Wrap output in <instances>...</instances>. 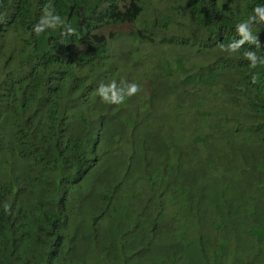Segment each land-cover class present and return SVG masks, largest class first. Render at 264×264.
I'll return each mask as SVG.
<instances>
[{"label": "trees", "instance_id": "obj_1", "mask_svg": "<svg viewBox=\"0 0 264 264\" xmlns=\"http://www.w3.org/2000/svg\"><path fill=\"white\" fill-rule=\"evenodd\" d=\"M158 4L0 0V264H264V0Z\"/></svg>", "mask_w": 264, "mask_h": 264}, {"label": "clouds", "instance_id": "obj_2", "mask_svg": "<svg viewBox=\"0 0 264 264\" xmlns=\"http://www.w3.org/2000/svg\"><path fill=\"white\" fill-rule=\"evenodd\" d=\"M238 30L242 31L243 27L239 26ZM248 59L251 58L249 53H245ZM255 66V64H253ZM113 84H115L113 82ZM139 91V85L132 83L126 90L122 93L112 92L111 96L109 95V91H98V94L101 96L103 102L108 103H123L126 97H131Z\"/></svg>", "mask_w": 264, "mask_h": 264}, {"label": "rangeland", "instance_id": "obj_3", "mask_svg": "<svg viewBox=\"0 0 264 264\" xmlns=\"http://www.w3.org/2000/svg\"><path fill=\"white\" fill-rule=\"evenodd\" d=\"M156 2H159V8H163L164 7V0H155ZM129 29H127V27L124 25V24H122V25H120V26H115V27H113V28H111V30L110 31H128ZM118 63H119V70L118 71H124V70H126V71H130V69H127L128 68V66H131L130 65V63H127V62H120L119 60H118ZM130 68V67H129ZM140 73V71H136L135 72V74H136V76L138 75Z\"/></svg>", "mask_w": 264, "mask_h": 264}]
</instances>
